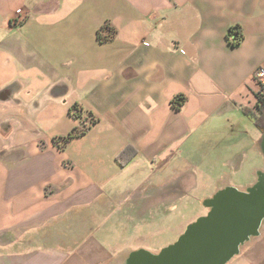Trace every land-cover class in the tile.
I'll return each mask as SVG.
<instances>
[{
	"label": "crops",
	"instance_id": "crops-1",
	"mask_svg": "<svg viewBox=\"0 0 264 264\" xmlns=\"http://www.w3.org/2000/svg\"><path fill=\"white\" fill-rule=\"evenodd\" d=\"M259 67L264 0H0V264H123L125 220L132 251L187 228L149 249L141 208L254 185ZM225 264H264V222Z\"/></svg>",
	"mask_w": 264,
	"mask_h": 264
},
{
	"label": "water",
	"instance_id": "water-1",
	"mask_svg": "<svg viewBox=\"0 0 264 264\" xmlns=\"http://www.w3.org/2000/svg\"><path fill=\"white\" fill-rule=\"evenodd\" d=\"M264 149V137H263ZM209 211L171 245L129 252L123 264H225L258 234L264 222V173L246 190L226 186L210 197Z\"/></svg>",
	"mask_w": 264,
	"mask_h": 264
},
{
	"label": "rangeland",
	"instance_id": "rangeland-1",
	"mask_svg": "<svg viewBox=\"0 0 264 264\" xmlns=\"http://www.w3.org/2000/svg\"><path fill=\"white\" fill-rule=\"evenodd\" d=\"M118 182L123 183L124 180H120ZM124 183H127V181H125ZM200 195L201 193L199 191H190L188 193H185L184 197L180 198L178 201V210L168 211V216L165 218L164 214H166V212L160 206L146 207V209L138 208L140 209L141 222L150 226V228H155L157 226V229L159 231V234L156 238L146 241L145 243H142V245L144 244L149 249L161 248V246H165L169 244L168 242H171V240H173L172 238L174 237V234H176L182 226L187 227L190 223L196 221L199 217L206 215L208 211L203 205L202 200L199 204ZM86 214L87 218L91 217L89 220L93 221L94 224L95 222H98V217H94V215H91V213ZM100 220L101 219H99V221ZM127 220L122 223L124 232L123 234L125 235L121 234L122 243L117 250H122V253L126 255L130 251H132V246H134L133 248H137L136 246L140 244V241H137V239L132 240V222L129 223L127 222ZM111 222L109 220L107 222L108 225L111 224ZM152 230L155 231V229Z\"/></svg>",
	"mask_w": 264,
	"mask_h": 264
},
{
	"label": "built area",
	"instance_id": "built-area-1",
	"mask_svg": "<svg viewBox=\"0 0 264 264\" xmlns=\"http://www.w3.org/2000/svg\"><path fill=\"white\" fill-rule=\"evenodd\" d=\"M104 32L108 37L112 36L113 32L110 29H105ZM228 39L230 42L234 41V35L228 33ZM254 78L257 82V106L258 107H264V69L262 67H259L256 69L254 73ZM74 115L79 118L80 120V126L75 129V133L80 134L83 133L87 127L93 122V117L91 114H81V111L77 107H75L73 110ZM58 146H62L65 141L63 139H58L56 141Z\"/></svg>",
	"mask_w": 264,
	"mask_h": 264
},
{
	"label": "trees",
	"instance_id": "trees-1",
	"mask_svg": "<svg viewBox=\"0 0 264 264\" xmlns=\"http://www.w3.org/2000/svg\"><path fill=\"white\" fill-rule=\"evenodd\" d=\"M228 33L234 35V41L231 42L232 45L235 46V45H238L241 42V40H242V33H241V31H240V29L238 27L230 28L229 31H228ZM257 109H258L257 111H250V110H248L246 112L253 116V118L255 120L256 126L259 129L264 130V107H258ZM74 134H76V133L70 134L67 138H70V137L74 136ZM134 154H135V149L132 146H126L116 156V159H117V161L120 164H125L126 162H128L132 158V156ZM207 200L205 202H207ZM192 223H190L189 225H191Z\"/></svg>",
	"mask_w": 264,
	"mask_h": 264
},
{
	"label": "flooded vegetation",
	"instance_id": "flooded-vegetation-1",
	"mask_svg": "<svg viewBox=\"0 0 264 264\" xmlns=\"http://www.w3.org/2000/svg\"><path fill=\"white\" fill-rule=\"evenodd\" d=\"M142 249V248H141Z\"/></svg>",
	"mask_w": 264,
	"mask_h": 264
}]
</instances>
